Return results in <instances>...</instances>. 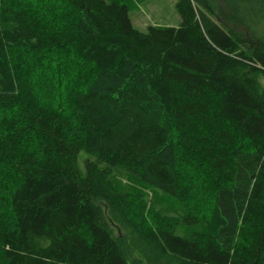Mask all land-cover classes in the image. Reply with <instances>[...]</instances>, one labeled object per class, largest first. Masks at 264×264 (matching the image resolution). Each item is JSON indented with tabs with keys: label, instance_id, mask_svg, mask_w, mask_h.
Returning <instances> with one entry per match:
<instances>
[{
	"label": "trees",
	"instance_id": "trees-1",
	"mask_svg": "<svg viewBox=\"0 0 264 264\" xmlns=\"http://www.w3.org/2000/svg\"><path fill=\"white\" fill-rule=\"evenodd\" d=\"M129 10L0 0V113L17 112L0 120V264H264V0H177V27L145 31ZM65 59L75 85L42 105L31 78L56 96ZM118 169L181 201L192 170L207 212L192 195L145 224Z\"/></svg>",
	"mask_w": 264,
	"mask_h": 264
},
{
	"label": "rangeland",
	"instance_id": "rangeland-1",
	"mask_svg": "<svg viewBox=\"0 0 264 264\" xmlns=\"http://www.w3.org/2000/svg\"><path fill=\"white\" fill-rule=\"evenodd\" d=\"M130 6L129 10V17L133 23V25L141 31H145L148 26H158V27H177L180 23V18L175 11V4L177 0H127ZM22 58L27 59L29 61H33L32 58L28 56L20 55ZM70 60V59H68ZM67 59H65V63L62 61V67H56L61 73L62 77L60 79V86L56 89V96H52L51 93L41 94L42 89H49L51 87L52 82L47 80L48 74L47 73H39L38 69L36 68V74H34L33 78H31V86L32 89L37 94L39 101L42 105H49L50 107H55L56 103H59L62 100V96L66 91L71 89L74 83V77L78 75L79 70H72L71 68H66L65 64L69 63ZM71 61V60H70ZM37 64V63H36ZM53 65V64H52ZM54 66V65H53ZM55 67V66H54ZM55 68V69H56ZM44 74V77L42 76ZM59 78V77H58ZM259 80L264 83V77H260ZM47 83H50V87ZM74 83V84H73ZM64 88V89H63ZM55 92V90H53ZM61 94V95H59ZM59 95V97H57ZM58 100V101H57ZM64 113H66L64 111ZM15 113H0V120L1 118H9L13 116L15 117ZM1 129V128H0ZM4 136V134H0V136ZM1 139V137H0ZM35 147V145H31ZM192 171V170H191ZM189 170L182 175L184 180L185 187H189L190 192L188 191L187 196H185V203L191 205L193 203L191 201L192 195L195 196V200L197 203H202L203 206L199 208H195L199 211V214L206 213L207 211V200L203 197V192H201L200 182H202V178L197 176L196 178H192L195 174L194 172L191 173ZM1 173V172H0ZM113 178L116 180L117 185L126 196L128 201L133 202L132 207L130 209L131 215L138 219L145 224H160L163 221H167L170 219V214L176 213L179 208H185L184 201L179 199L170 198L165 196L161 192L147 188L141 185H138L136 182L133 181L127 173L122 170H115L113 171ZM200 187L197 185V181ZM138 190L139 193L142 194V199L145 202H142V206L139 207L134 202V194ZM200 201V202H199ZM176 233H183V229L181 227L175 228Z\"/></svg>",
	"mask_w": 264,
	"mask_h": 264
}]
</instances>
